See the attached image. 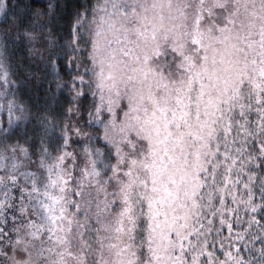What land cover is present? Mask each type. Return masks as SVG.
<instances>
[{"label":"snow or ice","instance_id":"1","mask_svg":"<svg viewBox=\"0 0 264 264\" xmlns=\"http://www.w3.org/2000/svg\"><path fill=\"white\" fill-rule=\"evenodd\" d=\"M0 110V264H264V0H0Z\"/></svg>","mask_w":264,"mask_h":264},{"label":"trees","instance_id":"2","mask_svg":"<svg viewBox=\"0 0 264 264\" xmlns=\"http://www.w3.org/2000/svg\"><path fill=\"white\" fill-rule=\"evenodd\" d=\"M6 2L12 3L13 0H6ZM22 2H27V0H22ZM47 2L48 0H35L36 6L41 8L45 7ZM72 2H74V0H72ZM65 95H67V93H65Z\"/></svg>","mask_w":264,"mask_h":264},{"label":"rangeland","instance_id":"3","mask_svg":"<svg viewBox=\"0 0 264 264\" xmlns=\"http://www.w3.org/2000/svg\"><path fill=\"white\" fill-rule=\"evenodd\" d=\"M0 118H2L5 122L7 120V113L5 110H0ZM2 198V197H0Z\"/></svg>","mask_w":264,"mask_h":264}]
</instances>
